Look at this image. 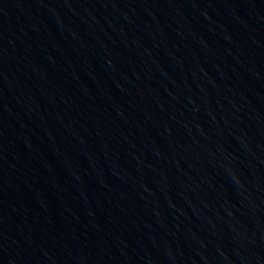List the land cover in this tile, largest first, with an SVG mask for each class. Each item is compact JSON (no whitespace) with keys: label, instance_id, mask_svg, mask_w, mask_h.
<instances>
[{"label":"water","instance_id":"water-1","mask_svg":"<svg viewBox=\"0 0 264 264\" xmlns=\"http://www.w3.org/2000/svg\"><path fill=\"white\" fill-rule=\"evenodd\" d=\"M0 264H264V0H0Z\"/></svg>","mask_w":264,"mask_h":264}]
</instances>
